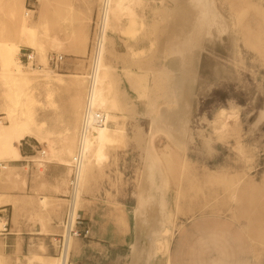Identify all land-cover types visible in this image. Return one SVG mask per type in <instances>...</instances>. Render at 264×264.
Segmentation results:
<instances>
[{"label": "rangeland", "instance_id": "374dc122", "mask_svg": "<svg viewBox=\"0 0 264 264\" xmlns=\"http://www.w3.org/2000/svg\"><path fill=\"white\" fill-rule=\"evenodd\" d=\"M40 1L25 0L26 7L33 10L28 16V23L32 25L38 20ZM74 1L80 8L74 7ZM7 3L8 0H0V40L6 38L16 42L18 46L14 60L25 73L50 69L53 76L24 87L22 84H8L0 80V128L10 125L8 130L11 132V125L26 118L28 109H32L31 117L36 124L33 129L36 135L39 134L37 139L27 136L15 144L21 154L18 156L20 160H11L15 155L7 151L8 146L14 145L12 138L0 140V162L5 165L0 168V194L11 203L0 206V215L10 216V231L16 234L13 236H18V246L22 245L29 258L30 248L35 246L41 248L36 255H39L38 258L44 264H54L60 255L54 235L62 232L60 221L66 202L68 177L60 184L48 185L46 169L55 143L58 144L60 155H63L57 157L60 162L66 156L70 160L75 149L84 95L83 75L90 24L98 0L48 1L49 32L58 38L60 45L47 49L45 60L41 57L42 52L21 42L18 27L8 18ZM155 5L164 6L166 23L173 9H177L178 14L190 13L177 7L174 0H144L143 4L135 7V20L132 17H123L118 22L110 19L106 41H110L113 34L133 39L139 34V29L153 35L154 26L147 29L142 19L143 14L153 10ZM213 7L224 17L228 27L221 33L213 29L212 34L204 39L201 49H198H203V53L199 61L200 73L193 100L189 90L186 92L189 100L188 128L186 127L185 133L175 134L167 130V124L169 128L179 125L184 108L182 104L167 103L166 117L156 118L152 125L156 128L153 140L151 138V141H147L156 152L159 180H162L163 175L165 177V193L170 213L166 223L163 222L160 226L161 234L167 233L169 228V233L166 234L167 251H159L152 256L163 259L164 255L166 263L170 264L174 257L169 244L179 235L182 226L196 218L219 216L236 225L248 240L251 264H264V0H213ZM139 12L143 13H140L142 17H139ZM170 39L174 40L173 36ZM27 51H33L34 64L23 61L22 53ZM71 51L80 55L78 59H67L66 53ZM54 54L63 56L57 66L51 65L49 60ZM103 60L104 64L107 63L104 57ZM66 69L74 70L69 78L63 75ZM196 74L195 70L192 75ZM192 75L188 77V81ZM18 88L23 90L22 94H18ZM62 89H66L68 93L69 109L66 110H62L56 102ZM7 92L12 96L4 97ZM77 93L78 103L75 101ZM25 97L27 101L24 102ZM20 106L23 111L18 108ZM26 106L28 108L25 110ZM220 108L227 111L223 117L219 116ZM172 110L175 116H170ZM105 114L111 122L108 126L119 127V131H116V139L111 140L113 142L106 143L102 157L93 163L89 171L81 189L79 216H82L85 198L89 195L95 197L96 192L100 191L91 187L98 180L110 182L115 187L103 191L109 201L113 200V209L118 216L121 209H125L121 206L119 197L128 198L127 207H131L132 197L136 200L138 197L145 151L144 141L139 137L144 132L139 126L135 129L125 126L116 100L115 107ZM221 121L225 122L222 127ZM149 126L150 120L148 130ZM166 143H169L170 151L162 154ZM42 144L48 146L44 149ZM68 146L70 153H67ZM41 149L45 150L42 155L45 163L39 167L30 156L39 158ZM130 150L137 155L132 159L133 172H120L122 157L126 163ZM7 164L17 165L15 171L25 178V185L20 181L2 178ZM113 167L117 171L115 174L111 173ZM65 169L69 171V166H65ZM43 200L45 204L42 206ZM156 207L163 210V204ZM118 223L121 224L122 220L118 219ZM4 224L5 219H0V229ZM75 239L70 240V250ZM3 244L0 238V249Z\"/></svg>", "mask_w": 264, "mask_h": 264}, {"label": "crops", "instance_id": "0c3cea01", "mask_svg": "<svg viewBox=\"0 0 264 264\" xmlns=\"http://www.w3.org/2000/svg\"><path fill=\"white\" fill-rule=\"evenodd\" d=\"M73 5L75 8H80L76 1ZM163 9V5H155L153 10L146 14L139 12V17H142L140 13L143 14L142 23L147 29L154 26L153 35L148 34L144 29H139V34L133 39L121 34H113L111 40L107 42L104 56L109 65L108 76L112 93L120 114L124 118L125 126L131 129L139 126L144 132L139 137L144 141L145 151L137 200L132 197L131 207H127L128 198L119 197V202L125 209H121V214L118 216L113 209V200L109 201L103 191L104 189L112 190L115 187L105 180L95 182V185L91 187L100 191L96 192L95 197L89 195L85 198L86 202L80 216L82 220L79 222V227L87 228L89 233L86 237L75 239L67 264H128L133 243L134 251L139 258L136 264H167L166 256H162L163 259L154 256L149 258V250H144V244L141 241L145 237L146 226H149L152 216L156 214L151 208L163 203V215L166 218L170 215L165 193V177L163 175L162 180H159L156 170V152L147 143L151 141L156 131V128L152 126L156 118L150 114L166 115L167 96L170 93L179 92L183 84L179 58L167 54L166 11ZM202 53L203 49L195 51L193 60L197 74L192 75L193 77L187 83L191 100L197 87ZM66 55L70 60H76L80 56L73 51L67 52ZM167 70L173 71V76H169ZM73 71V69H66L64 77L69 78L73 75ZM75 98L78 103V93ZM56 102L61 109L63 108L62 110L69 109L66 89L60 91ZM170 113V116H175L174 110ZM182 124L179 121V125L172 126L173 128H169L167 124V130L179 129ZM138 131L141 132V130ZM36 136L38 138L39 134L37 133ZM47 146L48 144H42L44 149ZM103 150L94 155L93 163L100 160ZM60 154L58 144L55 143L46 169L48 185L60 184L69 176V171L65 169L66 165L57 160V157H63ZM136 156L130 150L126 156L128 159L126 163L122 157L119 171L133 172L132 159ZM111 171L112 174L117 172L115 167ZM112 194L115 195L114 192ZM140 205L143 208L138 211ZM3 218L6 228L0 229V238L4 242L0 249V264H33L22 245L18 246V236H13L16 234L10 231L8 226L10 216L0 217V219ZM118 219L122 220L121 224L118 223ZM169 249L174 257V261L170 264H251L248 240L236 225L219 216H204L191 220L188 225L179 229V235L171 240Z\"/></svg>", "mask_w": 264, "mask_h": 264}, {"label": "bare ground", "instance_id": "6f19581e", "mask_svg": "<svg viewBox=\"0 0 264 264\" xmlns=\"http://www.w3.org/2000/svg\"><path fill=\"white\" fill-rule=\"evenodd\" d=\"M48 1L49 0L40 1L41 6L39 10L38 20L34 25L28 23V20H29L28 16H30V13H32L33 10L26 7L25 0H8V3H7L8 18L12 23H14L18 27L20 37H21L20 39L21 42H23V44L26 46L32 47L42 52L41 57L44 60L46 59L45 52L47 51V49H54V48H57L58 45H60L58 38L54 35H51L49 32V20L47 16ZM174 1L177 7H179L180 9H185V11L190 12V13L186 15H183L182 13H180L181 14L180 15L176 13L177 9H173V11H171L170 17L167 19V24L165 25V26L168 25L167 27L168 29L167 30V47H166L167 54L174 55L175 57L179 58L180 60L179 67H180V72H181L182 79H183V82H182L183 84L181 85L182 87L179 89L180 91L177 93H170L167 96L168 103L175 104V105L177 104L184 105V108H182V117L179 119L181 120L183 124L179 126V129L172 130L171 131L172 134H175L177 132H183V133L186 132V127L188 124V109H189L188 108L189 100H187V96H186V92L188 90L187 81H188V77L194 74V71L196 70L195 65H194V60H193L195 51H197L198 49H201L204 43V39H206L207 36L212 34L213 29H215L216 32L221 33L225 31L226 27H228L227 26L228 24L225 21L224 17L219 14V11L215 7H213V0H174ZM143 3H144V0H111L110 17H109L108 26H110L111 18L115 22H118L123 17H132L133 20H135L134 18L137 16L135 7L137 4H143ZM188 7L190 8L189 10L187 9ZM172 36L174 40L170 39V37ZM107 38H108V34H107ZM17 46L18 45L16 44V42H14V40L6 39V38L0 40V80L1 81L5 83L8 82V84L13 83L14 85L22 84V86L24 87L28 84L38 82L42 78L50 79L53 76L52 75L53 71L50 69H42L40 71H33L29 74L21 70L19 65H17L16 61L14 60V55L17 51ZM108 68H109L108 62L104 64V60H102V63L100 65L98 79H97V86H96L95 98H94V104L96 108L102 110L104 113H106V111H109L110 109L115 107V100H116L114 95L112 94L111 82L108 76ZM173 73H174L173 71L167 70V74L169 76L171 75L173 76ZM11 90L12 89L10 88L9 93H11L10 92ZM22 91L23 90L19 89L18 94H22ZM9 93L7 92V94L4 97L6 96L11 97L12 94L10 96ZM26 97H25L24 102L27 101ZM32 97H33V94H32ZM33 98H30V99L33 100ZM5 100H8V99L5 98ZM13 103L14 101L12 102V104ZM18 104H21V102ZM9 108L10 107H8V110ZM18 108L21 109V106ZM27 108L28 107L26 106L25 110ZM32 108L35 109V106L34 107L32 106ZM4 110H6L5 107H4ZM31 110L28 109L29 114L26 118H23L19 121H15L11 125V132L8 130L10 125H8L6 128H0V140H6L9 137H11L13 140L14 145H11L10 147L8 146L7 148L8 149L7 151L11 152L10 153L11 155H13V153L15 155V157H13L11 160H20L18 156H20L21 154L17 151L15 147L16 143H20L27 136H31L32 138L36 137L35 130L33 129V127H35L36 124L34 123L31 117L32 116ZM183 113L186 115H183ZM225 114H227L226 109L220 108L219 116L223 117ZM150 116H154L155 118H159V119L160 118L163 119L166 117V115L162 113L159 115L151 114ZM224 125H225V122L221 121L220 127ZM117 130L119 131V127L111 128L108 125H105L99 128H94L92 130L91 135L86 143L85 160L81 168V189L82 187H84L86 178L88 177L89 171L91 170V167L93 165L94 155L99 153L100 150L107 147L106 143L109 144L111 140L114 141L116 139ZM166 151L167 153L170 151L168 143L165 144L164 149H162L161 153L163 154ZM67 153H70L69 146L67 148ZM30 157H33L32 160L36 162L37 164L36 166L41 167L45 163V159H43V156L41 154L39 155V158H37L35 155H32ZM62 162L66 166H69L70 164V160L67 158V156L65 158H62ZM16 168L17 166L14 167L11 164H7L6 165L7 170L5 171V174H3L2 178H9L10 180L14 182L20 181L21 184L25 185L26 184L25 178L20 176V174L15 171ZM0 197H1L0 206L11 204L8 200H6L5 198H2L4 197V195L0 194ZM14 203H15V200H14ZM14 203L12 204L14 205ZM41 203L43 206V204H45V201L43 200L41 201ZM141 208H143L142 205L139 206L138 211ZM151 209L155 211L156 214L152 216L153 219L149 222L150 223L149 226H146L147 231H146L145 237H143L141 240L142 243L144 244L143 246L144 250L146 251L149 250V258L153 254L159 251L163 253L167 251L168 244H166V240H167L166 234L169 233V228H167V233L164 232V234H161L162 231H161L160 226L162 225L163 222L165 224L167 221L166 216L163 215L164 214L163 210L160 211L159 208L156 206H154ZM145 221H148V220H145ZM70 242L71 241H69V244H68L69 251L71 247ZM30 250H31L30 254L32 257V258L30 257V259H32L33 264H42V260L39 259L38 258L39 256L36 255V252L41 250V248L32 246ZM137 256L138 255H136L134 251V243H133L132 250H131V258L128 264H136L139 260ZM64 261H65L64 254L58 255L54 264H64Z\"/></svg>", "mask_w": 264, "mask_h": 264}, {"label": "built area", "instance_id": "2783aa9c", "mask_svg": "<svg viewBox=\"0 0 264 264\" xmlns=\"http://www.w3.org/2000/svg\"><path fill=\"white\" fill-rule=\"evenodd\" d=\"M111 0H98L97 6L91 21L88 50L86 54V69L84 77V95L79 126L76 135L75 149L70 159L67 192L65 195V206L61 217L60 225L62 232L54 235L57 240L59 254H64V264L68 263V244L72 238L86 237L89 230L79 227L82 220L79 216L81 209L78 208L81 195V168L85 160L86 143L94 128L111 124L106 114L96 108L94 104L97 79L100 65L105 56L106 38L108 34V22L110 17ZM23 61L26 64H34L33 51L22 53ZM61 54L52 55L49 60L51 65L57 66L62 60ZM40 154L44 155L45 150L41 149ZM0 162V168H4ZM3 215H0L2 217ZM4 224L1 230H5Z\"/></svg>", "mask_w": 264, "mask_h": 264}]
</instances>
